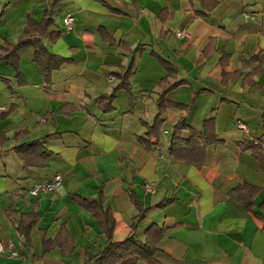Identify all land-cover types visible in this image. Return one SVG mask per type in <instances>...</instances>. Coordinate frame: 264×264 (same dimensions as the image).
<instances>
[{"label":"crops","instance_id":"0c3cea01","mask_svg":"<svg viewBox=\"0 0 264 264\" xmlns=\"http://www.w3.org/2000/svg\"><path fill=\"white\" fill-rule=\"evenodd\" d=\"M54 1L35 35L67 63L47 79L34 46L14 47ZM208 121L220 143L202 166L172 155L178 125L190 140ZM246 141L264 143V0H0V264H87L150 228L163 234L150 264H264V169ZM33 142L45 166L17 155ZM245 185L260 189L250 210Z\"/></svg>","mask_w":264,"mask_h":264},{"label":"trees","instance_id":"16d2710c","mask_svg":"<svg viewBox=\"0 0 264 264\" xmlns=\"http://www.w3.org/2000/svg\"><path fill=\"white\" fill-rule=\"evenodd\" d=\"M204 1V0H203ZM57 1H54L51 9L47 12L45 21L42 25L31 22L27 29V36L23 38L17 46L14 47V53L19 50L34 46L36 48V62L41 67L43 74L48 78H51L54 71H57L67 63L64 59L53 56L48 52V50L40 43L35 33L40 35L44 34L47 28L52 25L51 17L52 10L54 9ZM214 5L216 3H213ZM38 28V29H37ZM37 29V30H36ZM36 31V32H35ZM118 79L121 81V88L129 87L130 71H123L121 74L117 75ZM114 95L111 98H103V100H108L111 104L114 100ZM112 101V102H111ZM112 105V104H111ZM105 111L112 112V107L110 106ZM174 139L171 147V153L177 159L187 161L197 167H200L204 163L205 149L208 146L219 144L220 141L216 136L215 125L213 121H208L205 124V129L203 135H198L192 133L190 140H184L182 138V132L187 129L185 124L181 123L175 128ZM149 136L158 137L157 124L149 129ZM242 152H251L253 157L261 164L264 169V143L255 144L254 142L246 141L241 146ZM17 155L25 161L28 167L46 165L48 163L51 154L48 153L40 142H33L22 145L16 150ZM245 196L240 201L245 209L250 210L253 198L260 192V189L251 187L249 185L244 186ZM167 206L164 202L159 208ZM145 212L141 213V218H143ZM30 217H24L22 223L19 226V232L24 236L29 233V228L32 224V219ZM107 220L111 218L107 215ZM163 234L157 228H150L148 230V237L144 243L136 240L134 236L127 239L125 242L117 244L111 242L107 244L103 252L98 256L89 259L87 264H136L139 261L145 263H153L154 256L158 252V243L161 241ZM93 260V261H92Z\"/></svg>","mask_w":264,"mask_h":264},{"label":"built area","instance_id":"2783aa9c","mask_svg":"<svg viewBox=\"0 0 264 264\" xmlns=\"http://www.w3.org/2000/svg\"><path fill=\"white\" fill-rule=\"evenodd\" d=\"M245 18L250 19V20L254 19L252 16H249V15H246ZM64 23H65L67 32H72L74 30L75 19L73 17L71 16L66 17L64 20ZM175 35L179 39H185L189 37V33L187 31H177L175 32ZM114 79L115 78L113 76H110V80H114ZM239 128L245 132L248 131L247 127L244 124H240ZM62 184H63V177L61 175H57L53 181L41 183L37 185L36 187H34L31 190L30 194L34 197H38L44 193H52L58 190L62 186ZM156 187L157 186L155 183H147L144 185V189L146 193L148 194H155L157 191ZM14 255H16V253H14Z\"/></svg>","mask_w":264,"mask_h":264}]
</instances>
